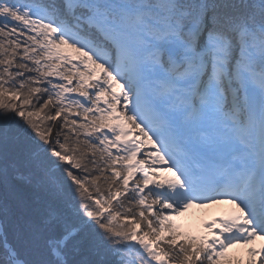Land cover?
<instances>
[{
  "label": "snow or ice",
  "instance_id": "snow-or-ice-1",
  "mask_svg": "<svg viewBox=\"0 0 264 264\" xmlns=\"http://www.w3.org/2000/svg\"><path fill=\"white\" fill-rule=\"evenodd\" d=\"M0 264H264V0H0Z\"/></svg>",
  "mask_w": 264,
  "mask_h": 264
}]
</instances>
